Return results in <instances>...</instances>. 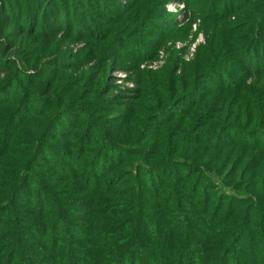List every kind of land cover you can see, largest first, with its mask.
I'll return each instance as SVG.
<instances>
[{
	"label": "rangeland",
	"instance_id": "1",
	"mask_svg": "<svg viewBox=\"0 0 264 264\" xmlns=\"http://www.w3.org/2000/svg\"><path fill=\"white\" fill-rule=\"evenodd\" d=\"M5 1L0 0V73L1 78L9 79L0 92V111L4 112L3 116L0 113V190L7 183V187L17 186L23 175L31 180L25 182L24 188L29 200L44 191L52 200L78 204L88 200L96 207L104 201L120 209L118 216L122 222L113 223L122 228L121 235L116 234L117 239L107 235V226L82 243L83 249L78 243L71 249L74 257L85 255L86 258L93 253L95 264H106L109 256L120 253L128 242L136 243L134 251L143 253L138 259L141 264L156 263L153 253H161L164 264H172L168 256L172 250L177 254L182 247H175L187 238L191 241V254L206 249L211 258H220L214 243L206 248L205 244H208L209 232L219 234L226 227L234 229L240 252L243 246L251 249L256 264H264V240L261 243L259 237L264 233V109L257 115L246 114L237 127L235 123L223 126L218 121L205 123L204 110L192 108L177 120L174 131L167 135L175 136L174 140L193 141L172 149V158L180 160L179 164L165 159L149 161L157 178L168 180L164 186L159 189L157 182L144 181V187L139 186L137 192V189L133 191L128 177L131 167L147 160L141 151L147 155L153 143L148 132L191 106L199 97L216 96L217 88L226 83L231 88L240 87L244 82V67L264 64L252 52L222 53L214 69L205 70L201 62L205 59V48H202L208 43L207 31L217 22H226V17L219 16L221 0H91L94 8L96 4H104L102 16L114 6V10H122L127 16L115 41L103 47L102 55L92 51V42H67L64 33L57 32L55 40L30 37L31 32L42 33L56 24L55 20L46 23L48 2L64 8L59 14L62 22L64 13L81 10L75 4L81 0ZM3 8L7 11L4 18ZM137 13L142 14L136 19L141 22L136 24L131 20ZM107 17L113 18V15L107 14ZM77 18L80 19L78 15ZM100 18L97 17L95 25L90 23L91 27H87L99 36L107 33L109 24L97 30ZM27 25L26 36L21 37ZM227 26L225 23L220 28ZM238 36L243 37L244 33ZM74 61L79 64L71 70L68 66ZM20 75L24 78L17 77ZM175 80L178 81L176 88L184 94L162 105L174 97ZM244 86L246 93H258L264 86V73L248 80ZM205 91L208 92L205 94ZM156 93L158 96L153 95ZM223 93L224 99L230 96L232 101L236 90ZM6 99L10 103H4ZM158 99L159 106L154 107ZM178 101L180 107H177ZM260 101L264 104V96ZM200 105L205 109V100ZM160 109H169V112L160 111L163 112L160 122L157 118L149 122L154 117L152 112ZM63 110L69 111L70 123L66 127H51L55 115L59 116ZM14 114L16 118L12 120ZM20 121L26 125H19ZM163 137L164 142L169 138ZM120 144L136 147L141 150L138 152L141 156L118 157L112 149ZM93 156L97 157L92 163ZM92 173L97 186L88 188L85 184ZM223 191L231 193L230 200ZM243 197H250L248 203ZM30 203L37 206L34 200ZM23 204L16 202L13 214L20 218L18 224L26 227L16 234L19 245L26 249L28 264H61L67 253L61 249L55 251L38 233L46 228L41 211ZM215 215H218L217 223L206 225L205 219ZM239 216L243 223L237 226L233 219ZM177 217H181L180 221ZM169 221L173 222L171 228ZM7 231V221L1 222L0 242L8 236ZM163 233L179 234L182 240L165 245L160 243ZM224 234L223 245L233 236ZM245 234L249 237L245 238ZM114 240H117L115 245ZM161 246L164 249H159ZM34 250L40 253H33ZM125 251L129 255L127 248ZM3 256L0 251V262ZM196 256L197 264H203L202 253L197 252ZM181 264L195 263L190 258ZM211 264H214L212 259Z\"/></svg>",
	"mask_w": 264,
	"mask_h": 264
},
{
	"label": "trees",
	"instance_id": "2",
	"mask_svg": "<svg viewBox=\"0 0 264 264\" xmlns=\"http://www.w3.org/2000/svg\"><path fill=\"white\" fill-rule=\"evenodd\" d=\"M81 1V3H75L76 6L78 5L81 8V10H76V12L69 11L68 15L64 13V19L62 20V22L60 21L59 14L60 11H65L64 8L58 7L57 3L48 2L46 17H48L49 20L46 23H49L50 20H55L54 22L56 24L54 26H51L52 28L48 31H44L42 33L35 34V32H31L30 37L36 39L38 38V36H41L46 39L55 40L57 37V32L64 33L63 35L67 36V40H69L65 41H79L82 43L83 41L92 42L93 46L90 47L92 51H97L99 55H102L101 51L103 47H107L108 45H111L113 41H115V38L117 37L116 34L122 30V23H125L124 21L127 19V16L122 10H114L116 6H114L113 9L109 10L110 12L107 11V14L113 15V18L107 17V14L102 16L101 13L103 14L105 12L104 4H96V7L94 8L90 4L91 0ZM5 3L10 6L7 1H5ZM220 3L223 6L220 9L222 12L219 13V16L226 17V22H217L215 25L212 24L213 27H211L207 31L206 38L208 43L205 45V47L202 48H205V59L201 62L203 67H205V70L207 71L214 69V67L218 64L219 56L222 55V53L239 55L238 52H252L255 58L264 61V0H221ZM3 9L4 10L2 16L4 18V14L7 13V11L5 8ZM141 14L142 13L135 14V18H133L131 21H135L136 24L141 22L140 20H136ZM77 15L80 18L79 20L77 18ZM99 16L101 18L99 20L100 25L96 27L97 30L103 29V25L109 23L107 26V33L100 34V36L98 33L91 32V30L87 28L88 26L91 27L90 23H93V25H95V23H97V17ZM11 17L12 15L10 17H7L6 19H3V22H7V20ZM110 19L113 21H110ZM130 19L131 18H129V20ZM209 20H211V18ZM39 23L43 25L42 21H40ZM225 23H228V26L225 29H221V25ZM27 27H29V25L25 26L24 31H21V37L26 36ZM242 32L244 33V36L239 37L238 34ZM0 35L2 36V33ZM77 64H79V62L74 61L73 64L68 67L69 69L74 70V67H77ZM242 71L244 72V82L240 87L235 86V88H231V85L229 83H226L223 86H220L221 88H217L218 90L216 96L205 95L199 97L196 102H192V105L190 104L191 106L185 108L184 110H182V112L177 113L176 115L170 117V119L160 124L162 126L157 125L155 127V130L148 132L153 139V143L149 148V152L147 155H145V152L138 150L136 147L125 146L122 144L114 146L112 150H116V152L118 153V157L120 155H134V158H139V156H141V154L143 153L144 158L147 159L140 160L142 161L141 163L133 166V169L131 167L128 170V177L130 181H132L133 191L139 188V186L144 187V181H152V183L157 182L156 186H159V189L164 186L165 181H168L166 179L161 180V176L157 178L156 172L151 171L152 169L151 165H149V161L153 159H165L164 161L166 162L175 161V165L179 164L178 161L180 160H173L172 158V149L176 148L177 146H182L184 145V143H189L190 141L184 142L178 139L174 140L175 136L169 137L167 135L174 131V124L177 122V120L182 119L186 115L184 113H187L192 108H195L196 110H204L203 114H205V123L208 121L209 123L218 121L220 126H223L225 123H235L237 124L236 126L239 127L243 122L246 114L257 115L258 113H261V108L264 109V104L261 103L260 98L264 96V86L258 93L255 94L246 93L244 85L248 80H254L258 77V75L264 73V64L261 66L258 65L255 68L246 66L242 69ZM1 77L2 73H0V92L6 88V84L4 82L9 79V77L6 79H3ZM17 77L24 78V76L22 75ZM219 79L222 80L221 77ZM177 83L178 81L175 80L174 91L176 92L174 97L169 101L163 102L162 105H167L170 102H174L177 98H179V96H182L184 94L181 93L182 90L176 88ZM221 89H223L224 92H227L229 89L236 90V93L233 94L234 97H232L231 99L232 101H230V96H227L226 99H224V93ZM207 92L208 91H205V94ZM195 94L196 93H193L194 96ZM153 95L158 96L157 93ZM9 100H4V103H10ZM204 100L205 109H203L200 105L203 104ZM177 104V107H180V101H178ZM158 106L159 99L154 107ZM54 107L56 108V106ZM160 111L168 113L169 109H160L157 111H153L152 115H154V117L149 122L153 121L156 118L157 121L160 122V119L163 115V112ZM0 113L2 114V116L4 115L3 111H0ZM59 113V116L55 115L54 120H52V123L50 124L51 127H66V125L70 123L68 110H63ZM15 118L16 117L14 114L12 120H15ZM19 125L23 126L26 125V123L20 121ZM189 132L191 131L189 130ZM163 136L169 137L166 142L163 141ZM87 143H85L84 145H86ZM36 148H38V146H36ZM139 151H141V154L138 155ZM152 152H154V154H151ZM95 157L97 156L90 157V161H92V163L95 162ZM99 158H97V160ZM224 161L226 162V160ZM137 166L138 169H136ZM174 179L176 181L178 179V175H176ZM27 180L31 182L30 178H23L22 175L18 180L19 183L17 186L7 187V184H9L7 183L6 185L2 186L0 190V215L2 216V220H0V223H5V221H7L9 225V231H7V233L5 232V234H7L8 236L3 242H0L1 244H3L0 246V251L2 252V255H4L3 261H1L0 264H13L15 262V264H25L26 261L28 264L29 258L25 252L26 249L21 248V246L19 245V235L16 234V232L26 229V227H22L18 224L21 220L13 214V208L16 205V202L21 204L25 203L23 205H28L30 208L34 207L32 208L34 210L38 208V211H41L40 217L45 222L46 228L42 229V232L40 231L38 233H40V237H43L45 242L55 251L61 249V251H65L67 253L66 257H62V260L60 261L61 264H95L92 262L95 257L94 255H92L93 253L87 254L86 258L85 255H82L80 257L76 255V257H74L73 253L71 252L72 247H74L76 243H78L79 247L83 249L84 246L82 243H85L91 237L98 235L99 230H104L107 226H109L107 230L109 232L107 235H109L110 237L117 239L118 236L116 234L121 235L120 230L122 228L118 227L119 225L113 224H121L122 222V220H119L121 217L118 216L120 209H114L104 201L99 202V205H97L96 207L95 204L92 206V204L89 203L90 201L88 200H86L84 203L79 204L63 202L61 201V199L52 200L47 193H43L44 191H42L37 198L31 197V199L29 200V193L24 189L25 182H27ZM137 180H140L141 183L138 184ZM223 185L226 186L225 184ZM85 186L88 188H90L91 186L93 188L97 186L94 173L90 175L89 180L85 184ZM163 191L167 192L165 190H162V192ZM222 194L225 196V198L228 197L226 199L230 200L229 196L231 193L223 191ZM89 195L91 196V194ZM160 195L164 197L166 196L163 194ZM239 199L241 200L242 197ZM243 199L247 201L245 203H248L250 197H243ZM33 200L36 202L37 206H34L33 203H30V201L32 202ZM237 202L240 203L242 201ZM42 210H44L45 212H42ZM53 210H57V212H53ZM217 216L218 215L209 216V219H205V224L209 223L210 225H215L217 223V220L215 219ZM102 218L103 220H101ZM135 218L133 219V221H136ZM180 218L181 217H177L176 220L180 221ZM223 218L225 219L224 216ZM106 220H109L111 222H105ZM233 223L237 226H240L243 223L241 216H239V218L233 219ZM168 225L171 228L173 222L169 221ZM233 231L234 229L226 227L220 230L219 234L212 231L209 232L208 235L207 233H205V237L207 235L208 239V244H205V248L207 245L208 247H210L211 245H213L211 243H214V245H216L215 250L219 253L220 258H216V256L211 258V256L208 255V251L206 249L205 252L200 249V251L195 250V252H192L191 254V241L190 238H187L179 246L175 247L177 249L182 247L180 250H178L177 254L174 250L171 251L170 256H168V260L172 264H181L184 261H190V258H192L194 263L197 264L198 262L196 255L197 252H201L203 255V264H211V259L214 264H256L257 259L256 261L253 259L251 249L247 250L243 246L240 252V246L239 243H237V239L235 238ZM224 233L232 234L233 236H230L232 239L225 241L223 245V240L221 239V237H223V235H226ZM263 234L259 236L261 243L264 240V237H262ZM176 237H179V234L170 235L169 233H163L160 236V243L162 242L165 245H168L170 241L174 242L177 239L182 240V237ZM246 237L249 236L245 234V238ZM115 242H117V240H114L113 245H115ZM92 245V248H94L96 243ZM126 245L127 243L124 244L123 249L120 251V253L118 252V254H111L106 264H125V262H128V264H141L138 259L141 258L143 253L140 251H134L135 249H137V244L134 242H128L127 247ZM31 246H33V244H31ZM152 246H154V248L156 246L154 241H152ZM162 247L163 246L159 247V249H164ZM125 248L130 251L129 255L125 251ZM37 249L39 250V248ZM38 250H34L33 253H40ZM131 253H134V256H131ZM221 253L223 254L221 255ZM161 255V253H153V258H156L157 262L152 264H164V261L160 259ZM213 255L214 254H212V256ZM96 264H100V262Z\"/></svg>",
	"mask_w": 264,
	"mask_h": 264
}]
</instances>
